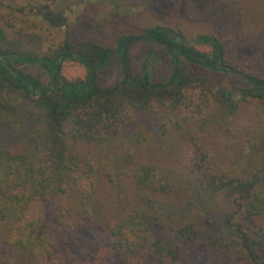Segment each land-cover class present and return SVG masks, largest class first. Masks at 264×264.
Masks as SVG:
<instances>
[{
    "label": "trees",
    "instance_id": "obj_1",
    "mask_svg": "<svg viewBox=\"0 0 264 264\" xmlns=\"http://www.w3.org/2000/svg\"><path fill=\"white\" fill-rule=\"evenodd\" d=\"M17 31L48 32L51 43L38 53L14 43ZM140 41L148 50L133 70L127 49ZM228 43L156 24L105 45L73 38L57 0H0V244L27 254H0V264H264V74L232 61ZM113 60L121 77L101 88L96 76ZM65 62L84 77L65 78ZM221 73L244 86L210 76ZM149 123L166 158H128L131 210L104 221L99 243L67 235L78 214L59 199L94 193L82 147ZM218 200L223 235L207 221Z\"/></svg>",
    "mask_w": 264,
    "mask_h": 264
},
{
    "label": "rangeland",
    "instance_id": "obj_2",
    "mask_svg": "<svg viewBox=\"0 0 264 264\" xmlns=\"http://www.w3.org/2000/svg\"><path fill=\"white\" fill-rule=\"evenodd\" d=\"M25 0H4L6 5L19 7ZM60 8L68 15L69 29L73 38H88L94 42L113 45L122 34L138 33L152 25L179 27L188 36L210 32L229 42L230 59L253 64L256 62L259 74H264V0H57ZM7 8L2 11L6 12ZM226 13H229L226 15ZM241 19V20H239ZM15 29L20 26L16 18ZM63 30L65 28L62 27ZM58 35L57 31L53 32ZM14 43L32 48L40 53L51 43L50 34L44 31H17ZM198 47L205 49L197 44ZM148 44L136 42L127 49L131 69L137 70ZM197 72V69H191ZM62 74L69 80L84 77V68L76 62H65ZM219 83L234 90L244 83L226 73L210 75ZM120 71L113 60L97 74L96 81L101 88L112 86L120 79ZM257 121V119L255 120ZM255 123V122H254ZM138 129V130H137ZM137 131L124 132L110 144L99 148L82 147V151L94 164V193L89 199L75 204L73 193L68 191L59 200L77 211L78 226L73 233L84 243L101 241L105 220L131 210L134 194L131 188L130 160L143 155L164 161L166 156L157 149L161 143L158 125L149 123L137 127ZM16 146L12 145L11 149ZM155 154L156 156H151ZM132 157V159H128ZM126 158V163L123 162ZM164 159V160H163ZM123 162V163H122ZM163 168V166H161ZM216 207L207 214L212 232L223 235V228L216 215ZM77 240V239H76ZM78 241V240H77ZM92 247V246H90ZM73 250V248L71 249ZM0 254H7L11 260L22 263L25 251L0 244Z\"/></svg>",
    "mask_w": 264,
    "mask_h": 264
}]
</instances>
